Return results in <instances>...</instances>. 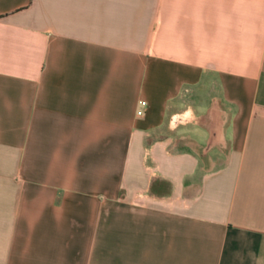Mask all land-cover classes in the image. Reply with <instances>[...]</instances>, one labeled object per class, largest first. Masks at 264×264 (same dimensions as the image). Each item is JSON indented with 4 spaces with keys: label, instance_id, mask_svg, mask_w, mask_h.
<instances>
[{
    "label": "crops",
    "instance_id": "obj_1",
    "mask_svg": "<svg viewBox=\"0 0 264 264\" xmlns=\"http://www.w3.org/2000/svg\"><path fill=\"white\" fill-rule=\"evenodd\" d=\"M0 264H264V0H0Z\"/></svg>",
    "mask_w": 264,
    "mask_h": 264
},
{
    "label": "built area",
    "instance_id": "obj_2",
    "mask_svg": "<svg viewBox=\"0 0 264 264\" xmlns=\"http://www.w3.org/2000/svg\"><path fill=\"white\" fill-rule=\"evenodd\" d=\"M139 104H140L141 107L144 106V103L142 101L139 102ZM142 114H143V110L142 109L137 112V115H139V116L142 115Z\"/></svg>",
    "mask_w": 264,
    "mask_h": 264
}]
</instances>
